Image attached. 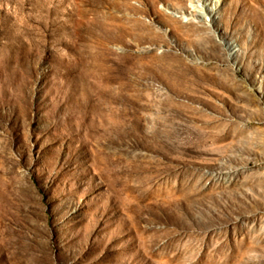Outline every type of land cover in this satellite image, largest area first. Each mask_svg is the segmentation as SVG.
Segmentation results:
<instances>
[{"label":"rangeland","instance_id":"obj_1","mask_svg":"<svg viewBox=\"0 0 264 264\" xmlns=\"http://www.w3.org/2000/svg\"><path fill=\"white\" fill-rule=\"evenodd\" d=\"M0 264H264V0H0Z\"/></svg>","mask_w":264,"mask_h":264}]
</instances>
